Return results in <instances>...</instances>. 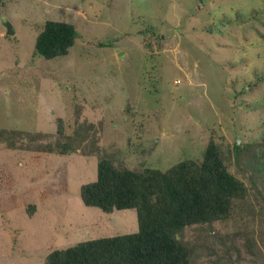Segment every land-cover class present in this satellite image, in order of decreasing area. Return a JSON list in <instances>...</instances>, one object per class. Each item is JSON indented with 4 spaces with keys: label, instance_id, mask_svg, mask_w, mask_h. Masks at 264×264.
<instances>
[{
    "label": "rangeland",
    "instance_id": "374dc122",
    "mask_svg": "<svg viewBox=\"0 0 264 264\" xmlns=\"http://www.w3.org/2000/svg\"><path fill=\"white\" fill-rule=\"evenodd\" d=\"M49 19L78 27L66 56L35 53ZM58 118L68 133L95 125L78 152L0 140V168L12 178L0 175V264H46L55 249L137 231L135 210L84 204L98 155L167 170L202 159L212 134L248 198L233 218L187 227L182 238L199 247L196 264H264V0H0V128L44 132L49 142ZM15 195L37 206L32 216L14 207ZM239 230L255 238V252L241 247L215 262L213 235Z\"/></svg>",
    "mask_w": 264,
    "mask_h": 264
},
{
    "label": "trees",
    "instance_id": "16d2710c",
    "mask_svg": "<svg viewBox=\"0 0 264 264\" xmlns=\"http://www.w3.org/2000/svg\"><path fill=\"white\" fill-rule=\"evenodd\" d=\"M79 37L75 23L49 19L43 24L35 42V53L45 59L69 54ZM92 123H76L68 133L63 118H58L56 139L46 142L48 134L0 128V140L10 148L34 149L47 153L69 155L78 152L90 139ZM95 131V130H94ZM94 133V132H93ZM264 141V136H263ZM97 138L91 141L96 144ZM237 153L249 155V144H235ZM228 156L212 134L200 160L187 158L167 170L143 167L131 169L116 164L108 155L99 154L97 179L81 186L85 205L106 213L133 209L137 213L138 230L132 233L104 236L80 241L55 249L45 257L46 264H196L200 256L196 244L182 238L183 231L193 225L212 226L229 220L248 198L245 182L232 173ZM260 177L264 182V170ZM3 179L10 181L5 169ZM1 193V185H0ZM44 198V193L41 194ZM14 207L26 205L32 216L37 206L15 195ZM242 241V242H241ZM209 254L215 262L230 259L241 247L254 253L256 240L245 231L215 233Z\"/></svg>",
    "mask_w": 264,
    "mask_h": 264
},
{
    "label": "water",
    "instance_id": "95a60500",
    "mask_svg": "<svg viewBox=\"0 0 264 264\" xmlns=\"http://www.w3.org/2000/svg\"><path fill=\"white\" fill-rule=\"evenodd\" d=\"M6 28H7V33H8V35H13V34L15 33V30H14V28H13L11 22L8 21V22L6 23ZM120 55H121V54H120Z\"/></svg>",
    "mask_w": 264,
    "mask_h": 264
}]
</instances>
